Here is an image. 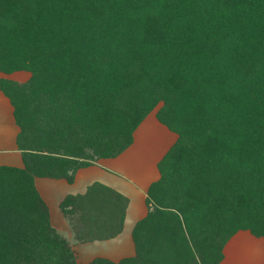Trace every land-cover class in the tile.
<instances>
[{
  "label": "trees",
  "instance_id": "obj_1",
  "mask_svg": "<svg viewBox=\"0 0 264 264\" xmlns=\"http://www.w3.org/2000/svg\"><path fill=\"white\" fill-rule=\"evenodd\" d=\"M0 71L31 74L0 80L24 159L0 167V264H83L36 179L121 155L160 101L193 145L164 158L135 255L85 264H221L239 231L264 237V0H0ZM128 205L95 183L60 210L94 242L123 232Z\"/></svg>",
  "mask_w": 264,
  "mask_h": 264
},
{
  "label": "crops",
  "instance_id": "obj_2",
  "mask_svg": "<svg viewBox=\"0 0 264 264\" xmlns=\"http://www.w3.org/2000/svg\"><path fill=\"white\" fill-rule=\"evenodd\" d=\"M11 75L0 71V80H10ZM14 111L11 100L0 88V167H24L23 153L19 150L17 143L20 128L16 123ZM136 140L140 146H138ZM176 140V134L166 125L162 124L157 117L148 116L135 130L133 144L126 151L115 158H102L87 167L79 169L73 183H69L65 179H36L37 188L50 208L53 225L63 233H67L68 231L66 236L70 238H74V234L67 220L61 217L62 213L60 210V204L67 196L83 194L93 184L101 183L129 199L123 232L110 240L94 242L75 241L78 261L81 260L80 262L82 263H89L95 258L103 257L118 262L121 259L135 255L136 246L133 239V230L136 223L144 219L149 213L147 198H149L151 187L161 179L160 163L171 150ZM145 142H148L149 145L142 146ZM143 147H145L144 151ZM137 151L139 152L138 155L143 157L139 161L143 160V162L146 161L150 164L146 165V168H139V171H137L136 164L132 162L131 158L134 155L138 159V156H136ZM48 188L49 191H46ZM54 188L57 189L58 194L53 196L50 193L55 190ZM135 199L139 201L138 206L135 204ZM129 223H131V226ZM239 237L247 240L251 238L254 241H263V239L255 238L248 233L240 232L235 236L233 242ZM106 243L114 244V250L117 251V255L120 253L122 255H97L95 249L100 248ZM229 252L230 249L225 252V259L221 264H229Z\"/></svg>",
  "mask_w": 264,
  "mask_h": 264
},
{
  "label": "rangeland",
  "instance_id": "obj_3",
  "mask_svg": "<svg viewBox=\"0 0 264 264\" xmlns=\"http://www.w3.org/2000/svg\"><path fill=\"white\" fill-rule=\"evenodd\" d=\"M30 77H31L30 72L19 71V72L13 73L10 76V78H11L10 80L9 79H6V80L18 82L19 84H24V83H26L30 79ZM6 85L7 84H5V86ZM6 88L10 92L13 91V90L11 91V89H10L9 86H6ZM164 105H165V103L163 101H160L157 104V106L150 113H148L146 115V117H148V116L157 117L158 114L161 112L162 108L164 107ZM174 133L176 134V139L177 140L175 141V143H174L173 146H176L178 144V142H179V139H181V141H180L181 143H179V145L180 144H188V146L191 148V146L193 144L190 143V141L188 140V138H186V142H185L184 139L181 138L178 133H176V132H174ZM257 137H259V139H261V141H262L261 142V146H262L264 144V138H263V136L260 135V134H258ZM136 143H137V140H136ZM259 144H260V142H259ZM148 145H149V143L148 142H145V143H143L142 146H148ZM138 146H140V144H138ZM186 146L187 145H185L183 148H185ZM144 150H145V147H143V151ZM138 151L136 152V156H138V159L136 157H134V155L132 157L129 156V157L132 158V162H134L136 164L135 166L137 168V171H139L141 168H146V165H150L146 161L145 162H143V160L142 161H139V159H141L143 157L140 156V155H138L139 154ZM160 165H161L160 166V169L163 168V170L164 169H167V167L169 166L168 161L167 160H164V159L162 160V162L160 163ZM54 189L55 190H53L52 193H50L53 196L56 195V194H58L57 193L58 192L57 189L56 188H54ZM46 191H49V188L46 189ZM255 197L258 198L257 192H255ZM140 201H141V199H140ZM138 202L139 201H137V199H135L136 206H138ZM61 217H63L62 214H61ZM131 221H132V219H131ZM130 224L131 223H129V225ZM240 232H245V233H248L249 235L254 236L249 230H241L237 234H239ZM64 234L65 235L68 234V231H67V233L65 232ZM237 234H235L227 242V244L225 245L224 250H223V254L225 255V252L230 249V252H229V254H230V256H229V264H264V237L258 238V239H263V241H257L256 240L257 241L256 242V241L252 240L251 238H249V240L244 239L245 237L243 236L244 238L243 237H239L238 239H236L233 242V239L235 238V236H237ZM68 238L71 241V244L73 246V249L75 250V253H76V247H75L76 246L75 245L76 243H75V239L72 238V237L71 238L68 237ZM111 243H115V242H111ZM100 244H102V243H100ZM95 251H97L96 252L97 255H101V256H110V255L112 256L113 254H114L113 256H121L122 255V253H120L119 255H117V251L114 250V244H110V243L103 244V246H101L100 248H96ZM123 254H125V253H123ZM76 255H77V253H76ZM257 257H258V262H257ZM77 258H78V256H77ZM80 263H82V262H80ZM83 264H85V263H83Z\"/></svg>",
  "mask_w": 264,
  "mask_h": 264
}]
</instances>
